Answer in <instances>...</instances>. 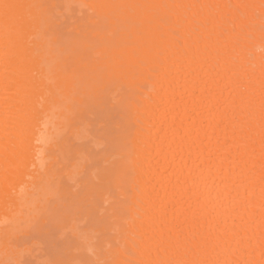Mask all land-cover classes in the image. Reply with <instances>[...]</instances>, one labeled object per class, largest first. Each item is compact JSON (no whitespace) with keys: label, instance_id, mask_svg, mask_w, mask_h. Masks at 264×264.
<instances>
[{"label":"bare ground","instance_id":"1","mask_svg":"<svg viewBox=\"0 0 264 264\" xmlns=\"http://www.w3.org/2000/svg\"><path fill=\"white\" fill-rule=\"evenodd\" d=\"M56 217L55 264H264V0H0V264Z\"/></svg>","mask_w":264,"mask_h":264},{"label":"rangeland","instance_id":"2","mask_svg":"<svg viewBox=\"0 0 264 264\" xmlns=\"http://www.w3.org/2000/svg\"><path fill=\"white\" fill-rule=\"evenodd\" d=\"M93 148H94V146H93ZM94 149H93V151H94ZM80 205H82V204L77 203V204H73L70 206V208L72 209L70 213L74 214L75 217L78 216V218L74 217V219L72 218L73 220L71 219L69 221L70 223L73 221V223H71V224L75 225V223H76L78 225L77 227L80 230H82L84 228L85 229L91 228L93 226L95 227V228L93 227L95 230L97 225H98V228H100L101 226L104 225L103 219L101 218L102 216H104V214L103 215H97V213H95L92 215H86L85 216L86 213L84 211L75 213L79 209ZM76 206H78L77 209H76ZM72 214H71V217L74 216ZM87 216L89 218L90 217L91 218L87 219L88 218ZM55 219H53L54 221L52 220V218L47 219L46 220L47 223L46 222L44 223L45 226L43 225L44 227L42 226V229H40V231L36 230V227L32 228V226H31L29 228L28 232H27V230H26L27 228H26L25 230H21L20 232H18L15 237L11 238L8 241V244L14 250V252H12L11 256H13V258H16V260H13L12 257H10L9 262L11 264H15L16 261L18 262V264H44L45 261H47V262L49 261L47 264H49V263L55 264L54 260L56 261V259H58L57 257H60V259H62V260H66L67 255H66L65 251H67V249H69L67 246H69V247L71 246V248H72V245H69V244L74 243L73 234L70 233L71 229H72L71 224L68 222L70 224V226L67 223V226L65 225L63 229L62 228L57 229L56 227L54 228V226L58 223L59 219L57 218L56 221H55ZM88 220L90 222L86 224V222H88ZM51 222H53V224H51ZM92 223L94 225H92ZM82 225L84 227H80ZM75 227H76V225H75ZM40 234H41V236H40ZM44 234H46V235H44ZM70 234H71V236H70ZM70 241H72V242L70 243ZM75 244H77V243H75ZM75 247H76V245H75ZM75 247H74V249H75ZM25 248H28V250ZM65 248H67V249L64 250ZM29 250H31V251H29Z\"/></svg>","mask_w":264,"mask_h":264}]
</instances>
